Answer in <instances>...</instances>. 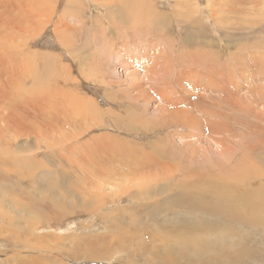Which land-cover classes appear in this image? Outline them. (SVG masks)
<instances>
[{"label": "rangeland", "instance_id": "374dc122", "mask_svg": "<svg viewBox=\"0 0 264 264\" xmlns=\"http://www.w3.org/2000/svg\"><path fill=\"white\" fill-rule=\"evenodd\" d=\"M67 1L58 0L55 13L45 18L46 22L27 46V51L33 54L42 51L55 55L62 69L55 71L51 66L34 65L31 57L26 64L28 73L20 84L8 82L11 93L6 102L18 107L4 110V114L14 110L19 120L24 117L27 122L32 120L33 133L21 136L18 143L28 140L41 146L37 160L44 161L48 180L55 182L45 194L70 197L72 201H81L85 195L88 201L84 199L85 206L69 216L66 214L55 222L50 218V224L43 221L35 226L27 238L22 236L24 246L9 247L10 253L2 254L0 264H17L12 262V255L18 250L14 255L24 264H39L26 260L40 256H49L45 264L130 263L128 256L114 250L117 246L114 238L124 241L126 235L136 233L132 228H139L156 235L159 242L173 239L172 231L158 234L155 229L169 222V219L162 220L165 217L154 221L151 215L163 209L149 213L153 205L164 203L165 193L171 189L167 197L185 190L195 195L207 194L215 184L210 175L216 176L219 171L227 175L229 170L233 172L229 171L231 177L228 178L233 180L249 176L255 180L252 186L264 182V160L260 162L264 158V0H75L71 8ZM67 28L71 30L65 37L62 30ZM31 33L32 30L28 35ZM130 44L133 46L131 54L125 52ZM134 63L139 64L132 67ZM190 68L197 73L188 70ZM54 74L61 77L59 85ZM192 79L201 87L197 93L188 86ZM51 90L65 93L70 104L58 106L60 109L27 105L28 99L49 100L45 93ZM72 97H77V105ZM78 97L84 103H92L86 109L94 106L95 110L90 109L99 114L84 112L85 107ZM196 109L200 111L198 130L184 122L192 118ZM210 110L212 116L207 118L203 112ZM64 112L70 123L59 129L58 121ZM80 118L84 121L80 123H86L85 127L74 122L81 121ZM63 134L79 137L56 142ZM225 139L228 141H223ZM235 164L242 167V174V169ZM233 165L237 170L227 167ZM176 166L184 172L175 174ZM254 169L257 170L253 172ZM248 170L252 172L247 176ZM39 172L40 167H37L31 173L37 176ZM107 182L112 186L102 189L105 183L109 187ZM229 184L235 186L232 180ZM18 185L24 188L26 183ZM85 185H88L86 194L82 189ZM90 186L105 194L90 191ZM163 186H168L164 194ZM158 191L161 193L157 195ZM146 192L151 195L147 196ZM14 195L20 199L22 190L16 194L10 191L9 196L2 197L0 207L17 212L18 208L9 200ZM178 207L183 209V204ZM48 210L51 217L50 209H36L35 219ZM16 215L23 226H26L24 217L31 216L27 211ZM123 218L138 222L129 226L119 220ZM44 244L48 252L37 249L36 245ZM99 248L109 249L110 263L105 262L107 259L94 260L89 255Z\"/></svg>", "mask_w": 264, "mask_h": 264}, {"label": "bare ground", "instance_id": "6f19581e", "mask_svg": "<svg viewBox=\"0 0 264 264\" xmlns=\"http://www.w3.org/2000/svg\"><path fill=\"white\" fill-rule=\"evenodd\" d=\"M93 1L97 2L99 0H90L89 2H93ZM52 2L53 3L56 2L54 6L51 5ZM57 3H59L58 0H0V180H1L0 181V196H1L0 200L2 197L5 198V196H9L10 191H13L16 194V191L22 190V195L20 199H18L16 195H14V197L9 198L11 202L10 204L18 208L17 212L12 213L10 211L5 210L4 207H3L4 209L0 207V245H2V248H3V249L2 248L0 249V257L2 256V254L10 253L9 247H17V248L23 247L24 244L22 243V240H21L22 236L25 235V238H27L28 233L33 232V228L35 226H38L43 221L46 223V225H48V223L50 224V218L52 219L53 222H55V220L63 216L66 217V214H68L69 216V213H75L76 211H78L79 208L84 207L85 202L88 201L84 194H82L84 196L81 201H72L70 197L64 198V197H60L55 194L51 195L52 197H50V194L48 195L45 194L46 189L49 188L51 185H55V182L48 180L49 172H44V170H46L44 161L37 160V156L39 155V152L41 151V146L38 143H34V142L30 143L28 140L21 141L20 143H18V138H20L21 136H24V137L30 136L33 133V129L35 128L31 126L32 120H28L27 122L25 117L22 120H19L17 114L14 111L15 109H17L18 106L15 104L6 102L11 93L8 82L14 81L17 84V86L20 84V80L24 78V76L28 73L26 64L28 65V61L31 60V57H33L32 63L34 65L48 66V67L51 66L55 69V71H58V69H62V67L58 63V59L56 57H53L55 55L46 54L42 51L36 52L35 54L27 51V46L29 45L28 43L31 41L30 39L33 38V36L40 31L42 23L46 22L45 18L50 17L51 14L55 13L54 9L56 8ZM67 3H68V7L71 8L72 5H75V0H68ZM232 8L234 9V6H232ZM24 23L25 25H23ZM186 25L187 27L192 26V24H186ZM148 26L147 28L149 29L150 26L149 27ZM30 30H32V33L31 35H28ZM68 30H71V29L67 28V30L65 29L62 30L63 35L65 37H66V32ZM58 31L59 33L61 32L60 30ZM86 35H91V33L90 34L87 33ZM92 36L93 35H91V37ZM92 46L94 47L95 45H92ZM132 47H133L132 44L128 45L125 48V52L129 53ZM9 62L11 63L10 65L8 64ZM131 62L132 61H130L129 63ZM139 63H134L132 67H135L136 66L135 64H139ZM37 66L35 67L37 68ZM28 70H30V68H28ZM31 70H32V67H31ZM188 70H190L191 72L197 73L195 69L193 70L192 68H190ZM31 73L34 74L35 72L32 71ZM58 74H54V75H57V78H58L57 84L59 85V83L62 80L60 79L61 77ZM186 74L188 73L186 72ZM30 76H29V79H30ZM36 76H37V73H36ZM41 78L42 77H39V79ZM33 80L35 81L36 79H33ZM193 80L194 79H192V82H190L188 86L192 87L191 88L192 92L197 93V91L201 90V87L199 84H197ZM37 81H38V78H37ZM32 84L34 83H31V85ZM39 87L40 86H38V88ZM53 88H55V86ZM59 90L61 92V88ZM49 92H52V90ZM49 92L45 93L46 96L49 98V100H45L44 98L37 99V100L28 99L27 105L32 108H35V107L45 108L49 106V107H55L57 109H60L58 106L68 103L67 96L65 93H54V91L52 93H49ZM49 94H52V96L50 95L49 97ZM71 95L73 96L72 93ZM71 95L69 94L68 96H71ZM248 98L249 97H247V99ZM72 100L74 102L76 100V105L77 103H79L77 101V97L76 99L75 97H72ZM79 100L85 107L84 112L88 114H93V115L99 114L97 111L91 110L92 108L95 110L94 106L90 107L91 109L90 108L86 109V106H90L92 105V103L90 104V102L87 101L89 104L88 105L87 103H84L83 100H81L80 98ZM73 101H71V103ZM232 102L233 101L231 100V103ZM240 102L242 103V101ZM69 104L70 103H68L67 105ZM184 104H186V102ZM237 106L239 105L237 104ZM11 109H14V110L10 112H6V114H4L5 113L4 110L7 111ZM78 109H79V106H78ZM184 112H187V111H184ZM199 112L200 111L198 109L194 110L191 114L192 118L189 121H184L190 124L191 126H193L196 130H198V127L200 126L197 120L198 119L197 115ZM211 112L212 110L204 111L203 113L208 118L209 116H212ZM79 115L77 116L79 117ZM69 120L70 119L67 117V114L65 112L62 113V117L58 121L59 129H62L66 123H70ZM74 122L76 123V125L80 124V125H83L84 127L86 125V123H80V122H84L82 119L81 121L74 120ZM206 122L209 123L210 120L208 121V119H206ZM209 126L207 129H209ZM86 129H89V128L86 127ZM82 131H83V128H82ZM192 133L190 135H192ZM212 133H215V132H212ZM63 135L64 136L61 137L56 142L61 143L62 141L71 140L72 138L75 139V137L78 136V134H73V135L63 134ZM194 136L196 135L194 134ZM209 136L211 137V135ZM223 141H228V140L225 139ZM216 144L219 146V143L216 142ZM220 145H223V144H220ZM45 148H48V147L45 146ZM218 150H217V153H218ZM155 154L157 155V152ZM158 156H159V153H158ZM162 158L163 156L160 159ZM262 160H264V158H261L260 162H262ZM249 164L250 163H248V165ZM235 165L230 166V167L227 166V167L233 170H237L238 166L236 165L237 168H235ZM239 165L241 164L239 163ZM37 167H40V172L38 173L37 176H35L31 172ZM245 167L247 168L248 166H245ZM249 167L251 168L252 166H249ZM175 168L177 169V173H175L177 175H180L181 173L184 172L182 169H180L179 166H176ZM239 168L242 169V167H239ZM256 170L254 169L252 171L254 172ZM229 171L227 172L228 173L227 175L224 174L225 172L219 171V173L222 172V174H224L223 176H225V178L221 177L222 174L218 175L219 173H217L216 176L210 175L212 178L214 177L215 184L211 186L212 191L207 194L199 195L200 193H198V195H195L185 190L186 192L184 191V192L174 193L172 196L167 197L168 194L171 193L172 189L169 192L165 193L166 189H168V186H163L162 188L165 190L162 193V194L165 193L164 203L159 204V205H153L149 213L154 209H163L162 211L154 212L151 215L155 218L154 221L157 220L158 217H165V219H162V220L169 219V222L166 225L157 226L158 228H155V229L158 231V234L165 233L167 231H172L174 235L173 239L170 240L168 238L169 240L167 241L159 242L158 237L150 233L149 231H146V230L140 231L139 228H132L131 231L133 230L136 233L133 236L126 235L125 239L122 238L124 239V241H120L116 239V237L114 238L115 239L114 242L117 245L116 249L114 248V250H117L118 254L124 253L123 256L124 255L128 256V262L130 261V263H125V264H256V261H258L259 264L264 263V182L259 183L258 186H252L251 182L252 181L255 182V180H252L254 177H249L247 175L252 172V171L249 172L250 170H248V173H246L248 177H245L242 180L236 181L237 180L236 178H235L236 180H233L232 178H228V177H231L230 175L233 172L231 170L230 171L231 173H229ZM245 171H247V169H245L244 172ZM240 172L242 174L243 169L242 171L240 170ZM58 173H59V176H62L60 172ZM262 176H264V173ZM69 178L71 177L69 176ZM230 180L234 181L235 186L232 184H229ZM43 182L46 184L47 186L46 188H45V185L42 184ZM24 183H26V186L24 188L18 185V184H24ZM107 184L109 185V187L105 186L106 185L105 183L103 186H101V188L109 189L112 186L111 182H107ZM86 186L88 185H85V187H82V189L84 190L82 191L83 193L85 192V194L87 191L86 189H88L86 188ZM205 187L209 188V186L207 185H205ZM90 189L89 190L92 192L105 194V192H103L102 190L98 188L97 190H95L94 187L90 186ZM198 190H200V188ZM206 191L207 190L205 189V193ZM200 192L202 193L203 190ZM160 193L161 192L158 191L157 195ZM146 195L150 196L151 194L149 192H146ZM88 196H91V195H88ZM84 199H86L87 201H85ZM0 203L2 202L0 201ZM180 203L183 204V209H181V207H178L177 209V206ZM186 207L188 209H186ZM38 208H41L42 210H46L47 208L50 209L51 217L49 216V210H48L47 213H45L43 216L38 215L37 219H35L34 217L35 212H36V209ZM23 211H27L28 214L31 215L30 217H24V224L26 226H23L21 224V220H18L19 217L16 215L17 213H20ZM170 214L172 215L170 216ZM119 220L123 224L129 225V226H134L135 224H137L136 222H138L136 220L126 221L124 218L119 219ZM216 223H219L222 227L221 226L217 227ZM24 227L26 228L23 229ZM64 240L65 239H62V241ZM44 245L45 246H42V247H40V245L39 246L36 245V246L38 250L41 249L40 251L46 250V252H48L47 251L48 249H46L47 244H44ZM103 248L90 251L89 255L94 260H100V262H102L103 259H107L105 262L110 263L112 260L110 259L112 255L110 256L109 254L111 252L109 251L108 248H107L108 250L103 249ZM18 251L16 252V254L15 253L14 254L17 255ZM14 254L12 255V262H16L17 264H24V262L22 260H19L18 257H15ZM113 256H114V253H113ZM48 257L49 256H40V257H35L36 259L30 258L29 260H26V261H30L31 263L38 262L39 264H45ZM118 258H120V256H117V259ZM137 258H141V260H138Z\"/></svg>", "mask_w": 264, "mask_h": 264}]
</instances>
